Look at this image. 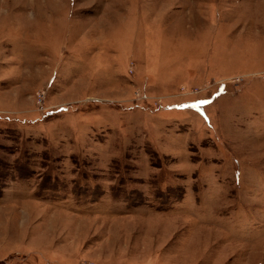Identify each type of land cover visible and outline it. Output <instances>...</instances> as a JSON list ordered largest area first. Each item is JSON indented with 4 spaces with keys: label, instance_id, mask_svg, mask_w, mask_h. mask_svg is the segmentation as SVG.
Here are the masks:
<instances>
[{
    "label": "rangeland",
    "instance_id": "1",
    "mask_svg": "<svg viewBox=\"0 0 264 264\" xmlns=\"http://www.w3.org/2000/svg\"><path fill=\"white\" fill-rule=\"evenodd\" d=\"M0 264H264V0H0Z\"/></svg>",
    "mask_w": 264,
    "mask_h": 264
}]
</instances>
